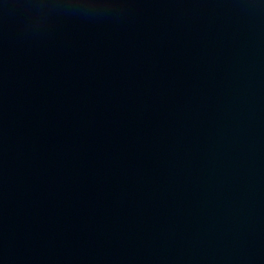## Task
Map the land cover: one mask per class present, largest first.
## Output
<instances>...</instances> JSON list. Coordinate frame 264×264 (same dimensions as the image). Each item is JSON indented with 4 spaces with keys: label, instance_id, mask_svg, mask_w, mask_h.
<instances>
[{
    "label": "water",
    "instance_id": "water-1",
    "mask_svg": "<svg viewBox=\"0 0 264 264\" xmlns=\"http://www.w3.org/2000/svg\"><path fill=\"white\" fill-rule=\"evenodd\" d=\"M0 264H264V0H0Z\"/></svg>",
    "mask_w": 264,
    "mask_h": 264
}]
</instances>
